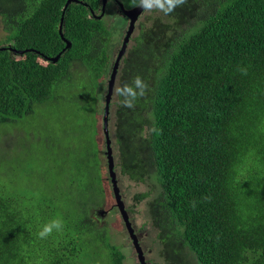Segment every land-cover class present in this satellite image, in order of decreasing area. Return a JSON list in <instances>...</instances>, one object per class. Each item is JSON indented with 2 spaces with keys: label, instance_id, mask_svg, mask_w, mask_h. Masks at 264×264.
Masks as SVG:
<instances>
[{
  "label": "trees",
  "instance_id": "trees-1",
  "mask_svg": "<svg viewBox=\"0 0 264 264\" xmlns=\"http://www.w3.org/2000/svg\"><path fill=\"white\" fill-rule=\"evenodd\" d=\"M66 1L0 0V125L56 124L35 114L75 74L78 112L95 100L111 33L96 17L101 0ZM164 17L138 23L121 61L117 86L139 75L149 90L134 109L114 96L113 156L129 180L154 181L157 191L138 198L149 196L166 264H264V0H186ZM59 132H24L18 151L0 149V264H125L92 217L104 196L101 152L92 141L61 146ZM70 153L80 162H65ZM56 218L63 229L40 239Z\"/></svg>",
  "mask_w": 264,
  "mask_h": 264
},
{
  "label": "rangeland",
  "instance_id": "rangeland-1",
  "mask_svg": "<svg viewBox=\"0 0 264 264\" xmlns=\"http://www.w3.org/2000/svg\"><path fill=\"white\" fill-rule=\"evenodd\" d=\"M125 9H132L135 6H130V0H118ZM99 12V11H98ZM100 13H98L99 15ZM158 16L162 20H166L162 13H146L143 12L136 23V29L132 35V37L136 34L138 30V23L140 21L144 22V26L147 27L150 25V17ZM103 22L108 27L111 33V40L109 39L107 45V54L113 55L119 49L121 44L122 37L126 30V24L128 23V18H126L121 12L118 10V6L115 4L113 0H107L105 3V12L102 18ZM4 32L0 23V46L4 45ZM65 47V46H64ZM61 51L57 53L55 56L47 57L53 58L58 56L57 62L60 58ZM41 56V55H40ZM42 57V56H41ZM45 58V57H42ZM58 87H63L64 90H61L62 97L60 98L58 95L56 96V100L53 104L46 106L45 108L37 111L35 117L37 119V123L39 125L42 124L41 117L45 114L49 113L54 118V125H50V127L37 128L31 127L28 129V126L23 125L22 127H15L13 124H1L0 125V149L2 147L8 148L11 147L14 143H22L21 138L19 137L22 133L30 134L32 137L38 135L41 131L43 133H57L58 130L59 136L63 139L61 146H67L70 144L72 147H77L78 142L86 143L88 141H92L96 143L97 148L100 150V160H101V171L103 177V185H104V196L101 202V207L93 210L92 217H94L95 222L98 226H105L109 231L110 240L113 244L117 245L121 252L124 254V263L125 264H140L137 258L136 252L132 245L131 240L129 239L127 229L125 226V222L120 214L118 207L115 205V198L113 196L112 187L110 184L108 170H107V162L106 158L103 155L105 150L104 136H103V98L100 92L96 94V88L92 94L95 96V100H89L87 96L81 99V102L86 107L88 101L89 106L87 111L82 113L78 112V107H75V102L80 99V96L85 94L83 91L84 82L79 79L76 74L71 79V81H63L61 85L57 84ZM106 81L104 83L105 91ZM117 87V85H116ZM88 96V92L86 93ZM115 93L113 94L110 106V120H109V132L111 136V142L109 145L111 146L113 143V127L111 121V112L113 107ZM98 98V99H97ZM97 101V102H96ZM94 107L95 111L93 113L92 108ZM82 111V110H81ZM94 114V118H93ZM69 115V118H68ZM58 120V121H57ZM97 132V141L93 134L95 133V129ZM89 131L91 132L88 137ZM30 139L29 136H27ZM42 139L44 137L42 136ZM109 146V147H110ZM111 148V147H110ZM18 147L13 145L11 148V152L18 151ZM5 151V150H4ZM114 157V156H113ZM72 160L76 162H80L78 156L74 153H70L67 156L66 161ZM63 160L58 159L55 163L52 164V167L56 170L55 172H59L65 163ZM115 164V173L117 179V187L119 188V193L121 195V199L124 203V208L128 214L129 221L131 226L134 228L135 234L138 236L140 245L143 249V253L147 264H166L160 255V243L156 236V231L152 228L149 222V211L147 202L149 201L148 197L143 199L138 198L140 193L148 192L150 195H153L157 188L152 190L150 188L151 184L154 182L151 178L147 179L146 182H134L129 180L126 175H123L120 172V168L118 165V157H114ZM72 172L74 168H71ZM76 170V168H75ZM1 183L7 184V180H0ZM97 242V241H96ZM91 251V247H88V253ZM87 253V254H88ZM92 260V258H91ZM193 264L190 259V263Z\"/></svg>",
  "mask_w": 264,
  "mask_h": 264
},
{
  "label": "clouds",
  "instance_id": "clouds-1",
  "mask_svg": "<svg viewBox=\"0 0 264 264\" xmlns=\"http://www.w3.org/2000/svg\"><path fill=\"white\" fill-rule=\"evenodd\" d=\"M113 1H117L118 2V9L121 12L122 4L118 0H113ZM185 3H186V0H130L129 5L130 6L141 7L143 9V12H146V13L156 12V13H162L164 15H170L178 7L184 5ZM101 5H102V0H101ZM90 10H92V9H90ZM92 11H91V14L95 15L96 13L94 11L92 13ZM98 13H101V8L99 9ZM121 14H122V12H121ZM103 15H102L101 19L103 18ZM137 21H136V23H137ZM60 22H61V20H60ZM136 23H135V29H136ZM61 28H62V26H61ZM106 28L108 29V27H106ZM126 29H127V24H126ZM135 29H134V31H135ZM134 31H133V33H134ZM124 35H125V32H124ZM124 35H123V37H124ZM132 35H131V38H132ZM123 37H122V39H123ZM110 40H111V37H110ZM130 40L127 43V47H126V50H125L124 54L121 56V58L118 60V63H117L116 71L117 70L118 71L116 72V79H115L113 94L115 93V95H117L118 97L122 98V99L119 100V104L121 106L129 108V109H134L136 107L137 102L141 98L146 96L147 91L149 90L148 83L141 76L136 75L135 77H133L131 83H125L122 86H117L116 87L117 78H118V72L120 71L118 69L119 63H120V61H122L125 58L124 55L126 54V51H127L128 45L130 43ZM121 44H122V40H121ZM121 44H120L119 49L117 50V52L115 54V58L111 61L112 69H111L110 74L109 75H104V79L102 80V86L99 85V86L96 87V92L95 93L98 94L100 92V94L102 95V98H103L104 106H105L106 94H107V91H108L107 83L110 80L111 73L113 71V67L115 65L116 57H117V54H118V52L120 50ZM64 50L65 49L63 48L62 51H64ZM48 60H49V58H48ZM120 66H121V64H120ZM80 67H81V65H80ZM239 71L241 72L242 75H247V68L246 67L239 68ZM105 81H106V87H105V91H103V89H104L103 87H104ZM113 94L111 96V100H112ZM111 100H110V103H109V115H108V125H107L108 136H109L110 142H111V136H110V132H109V120H110ZM104 106H103V114H104ZM152 130L159 132V130H157L155 128H153ZM103 136H104V143H105V150H104L103 155L105 156L106 162H107V160H108L107 159V154H106V152H107V144H106V137H105L104 132H103ZM95 140L97 141L96 137H95ZM110 149H111V156H112V160H113V168H115L114 167L115 166L114 157H113V152L114 151L112 150V147ZM195 206H196L195 205V201H193L192 202V207H195ZM63 227H64V223H63L62 218H56V219H53L50 222L44 224L43 227L41 228V230L37 233V235H38V237L40 239H46L49 236H51L54 231H61L63 229Z\"/></svg>",
  "mask_w": 264,
  "mask_h": 264
},
{
  "label": "water",
  "instance_id": "water-1",
  "mask_svg": "<svg viewBox=\"0 0 264 264\" xmlns=\"http://www.w3.org/2000/svg\"><path fill=\"white\" fill-rule=\"evenodd\" d=\"M71 2H77V1L76 0H67L65 3V7H67ZM105 3H106V0H102L101 13L99 15H96L97 18H101L102 15L104 14ZM121 12L126 18H128V23H127V29L125 31V35L122 39V44H121L120 50H119L117 57H116V62H115V65L113 67V71L111 73L110 80L107 83L108 91H107L106 98H105V106H104V114H103V132L105 134L106 144H107V152H106L107 159H108L107 160V170H108V176H109L110 184H111L112 191H113L112 193H113V196L115 198V205H116V207H118L120 214H121V216L125 222V226L127 229L129 239L132 242V245H133L134 250L136 252L139 263L140 264H147V261L145 259L143 249L140 245L138 236L135 234L134 228L131 226V223H130L129 218H128V214L124 208L123 200L121 199V195L119 193V188L117 187L116 173H115L114 168H113L111 149L109 147L110 140H109L108 130H107L108 115H109V103L111 100V96L113 94V89H114V84H115V79H116L117 63H118V60L121 58V56L124 54V52L126 50L127 43L131 39V35L133 34V31L135 29V23L138 20L139 16L142 14L143 9L141 7H138V6H135L132 9H125L121 6ZM92 13H93V11H92ZM62 20H63V17H61V22L59 25V33L61 36L63 34L62 28H61ZM64 41H65L64 49L69 48L71 46V42H69L68 40H65V39H64ZM3 48H5V47H0V49H3ZM27 50L30 51V49H27ZM10 51H12L14 53H16V52L22 53L23 52V51H17L15 49H11ZM57 58H58V56L53 57V58H49V60L54 62L55 60H57Z\"/></svg>",
  "mask_w": 264,
  "mask_h": 264
},
{
  "label": "flooded vegetation",
  "instance_id": "flooded-vegetation-1",
  "mask_svg": "<svg viewBox=\"0 0 264 264\" xmlns=\"http://www.w3.org/2000/svg\"><path fill=\"white\" fill-rule=\"evenodd\" d=\"M110 1V0H109ZM115 2V4L118 6V2L117 1H114ZM119 10V9H118ZM118 50V49H117ZM116 54V53H115ZM115 54L113 55V58H111V55H110V58H109V65H108V68H107V71H106V69H105V67H101V71H102V73L104 74V75H109L110 74V72H111V69H112V63H111V61L115 58ZM120 64H121V61H120V63H119V67H120ZM119 67H118V69H119ZM118 71V70H117Z\"/></svg>",
  "mask_w": 264,
  "mask_h": 264
}]
</instances>
